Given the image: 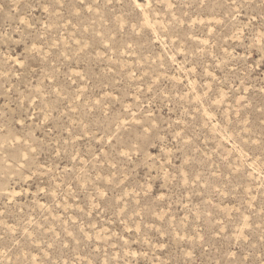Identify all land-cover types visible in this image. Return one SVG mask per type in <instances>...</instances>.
Returning a JSON list of instances; mask_svg holds the SVG:
<instances>
[{
    "label": "rangeland",
    "instance_id": "rangeland-1",
    "mask_svg": "<svg viewBox=\"0 0 264 264\" xmlns=\"http://www.w3.org/2000/svg\"><path fill=\"white\" fill-rule=\"evenodd\" d=\"M0 264H264V0H0Z\"/></svg>",
    "mask_w": 264,
    "mask_h": 264
}]
</instances>
